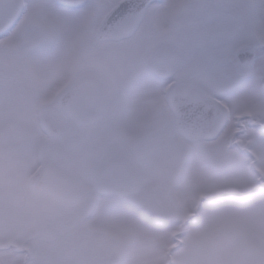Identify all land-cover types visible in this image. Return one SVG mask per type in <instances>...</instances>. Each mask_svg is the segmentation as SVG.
<instances>
[{"label": "snow or ice", "instance_id": "obj_1", "mask_svg": "<svg viewBox=\"0 0 264 264\" xmlns=\"http://www.w3.org/2000/svg\"><path fill=\"white\" fill-rule=\"evenodd\" d=\"M0 264H264V0H0Z\"/></svg>", "mask_w": 264, "mask_h": 264}]
</instances>
